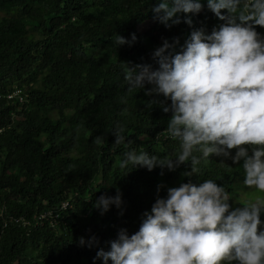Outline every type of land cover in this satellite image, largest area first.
<instances>
[{
  "label": "trees",
  "instance_id": "16d2710c",
  "mask_svg": "<svg viewBox=\"0 0 264 264\" xmlns=\"http://www.w3.org/2000/svg\"><path fill=\"white\" fill-rule=\"evenodd\" d=\"M200 2L199 13H179L180 23L165 27L151 11L157 0H0V264H102L96 252L108 250L120 229L136 232L157 196L180 183L215 179L238 196L243 160L210 155L190 176L183 175L188 162L173 171L119 167L129 150L179 151L160 134L171 116L161 102L170 100L129 89L124 72L126 65L158 67L152 53L165 39H176L179 51L191 31L210 34L224 23ZM255 29L264 36V27ZM118 34L130 43L118 46ZM15 88L22 103L7 99ZM120 128L131 143L114 144ZM242 146L249 154L255 147ZM117 192L119 208L101 214L93 206ZM52 210L59 211L54 225L39 220Z\"/></svg>",
  "mask_w": 264,
  "mask_h": 264
},
{
  "label": "clouds",
  "instance_id": "9594fccd",
  "mask_svg": "<svg viewBox=\"0 0 264 264\" xmlns=\"http://www.w3.org/2000/svg\"><path fill=\"white\" fill-rule=\"evenodd\" d=\"M206 5L224 23L210 34L202 28L191 31L179 51L176 39L172 43L165 39L152 53L158 67L126 65L124 72L129 89L170 100L167 105L161 102L162 111L171 116L160 134L176 140L179 151L159 157L129 150L119 167L173 171L188 162L191 171L183 175L190 176L210 155L230 157L233 163L243 160V184L264 193V36L255 29L264 27V0H206ZM201 9L200 0H157L151 11L169 27L180 23L179 13L197 14ZM184 22L192 23L187 15ZM125 43L130 41L118 34L116 44ZM113 133L114 144L131 143L122 128ZM242 145L255 147L249 154ZM230 199L215 179L168 187L166 196H157L150 212L143 213L138 230L129 235L120 229L108 250L96 252L94 262L99 258L102 264H264L260 219L264 199L235 208ZM121 203L117 192L101 194L93 206L103 214ZM94 242L91 237L88 246ZM79 243L85 244L83 237Z\"/></svg>",
  "mask_w": 264,
  "mask_h": 264
},
{
  "label": "rangeland",
  "instance_id": "374dc122",
  "mask_svg": "<svg viewBox=\"0 0 264 264\" xmlns=\"http://www.w3.org/2000/svg\"><path fill=\"white\" fill-rule=\"evenodd\" d=\"M152 23L146 24L145 26L141 27L140 31L143 32L144 30L148 29ZM110 33V30L107 31V34ZM243 163V161H242ZM231 207H243L242 204L246 202L255 201L257 198L264 199V193L260 192L259 190L255 189L254 187H248L242 184V188L238 191L237 197H231ZM262 220H264V213L260 215Z\"/></svg>",
  "mask_w": 264,
  "mask_h": 264
},
{
  "label": "built area",
  "instance_id": "2783aa9c",
  "mask_svg": "<svg viewBox=\"0 0 264 264\" xmlns=\"http://www.w3.org/2000/svg\"><path fill=\"white\" fill-rule=\"evenodd\" d=\"M7 99L8 100H17L18 102L22 103L24 101L23 91L21 89H19V88H16V89H14L12 92H10L7 95ZM66 206H67V203H64L62 205V207L60 208V210L65 209ZM58 215H59V211L58 210L47 211V212H44V213L40 214L39 220H41V221H46L47 220V221H49L51 223V225H54L56 223ZM15 222L18 223L19 220H16ZM27 224H28L27 222H22L21 225L25 226Z\"/></svg>",
  "mask_w": 264,
  "mask_h": 264
}]
</instances>
